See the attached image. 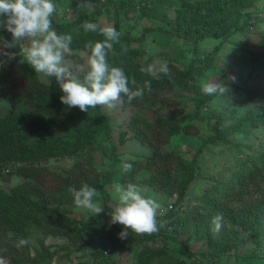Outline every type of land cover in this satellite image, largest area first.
<instances>
[{
	"label": "trees",
	"instance_id": "1",
	"mask_svg": "<svg viewBox=\"0 0 264 264\" xmlns=\"http://www.w3.org/2000/svg\"><path fill=\"white\" fill-rule=\"evenodd\" d=\"M261 1L178 0L179 7L171 22L173 30L156 26L157 31L149 28L137 37L122 31V18L137 8L141 18H158L154 0H83L73 6L75 14L71 20L53 25L58 33L72 35V52L88 55L86 43L104 37L85 32L82 24L93 22L103 27L101 17L113 16V27L120 37L109 55V63L123 67L129 79L138 84L151 83V91L146 90L142 97L129 101L121 94L122 108L135 112L120 130L118 145L127 143L130 136L146 148V157L123 158L114 142L105 149L98 148V141H111L112 129L110 117L103 114L100 106L89 108L90 122L89 115L87 119L79 117L74 107L69 108L60 101L62 93L54 77L50 78V84L41 81L31 67L21 66L19 48L5 49L7 54L0 55V102L4 103L0 115V180L17 178L19 183L8 189L0 187V258L7 260V264H52L61 259L60 252H64L67 260L76 252L83 259L77 264H113L112 255L117 250L134 249L135 264H191L194 255L185 244H178L180 255L170 249L169 243L177 242V236L190 232L206 246L205 253L212 258L225 255L237 246L238 230L249 232L251 237L253 250L247 261L264 257V111L218 114L208 105L221 94L202 92L207 78L216 73L224 45L236 34L247 36L252 27L262 22L256 15V6ZM149 31L175 35L179 47L187 43L188 49H179L175 59L159 56L168 68L166 74L160 70L151 72L147 65L152 58L142 61L144 50L133 46L144 43L145 33ZM0 36L11 40L7 31L0 30ZM207 40L218 43L200 53L199 43ZM235 48L239 54L248 53L241 46ZM248 55L257 64L264 65L263 54ZM226 85L227 94L240 97L233 84ZM169 91L177 93L169 97L166 94ZM246 94L249 99L262 96ZM187 96L192 113L183 115V99ZM195 121L206 124L212 134L192 157L187 159L175 149L168 150L167 144L174 137L200 134L201 127ZM254 131L262 133L257 147L232 144L228 139L230 135L250 137ZM230 144L237 160L229 175L204 177L206 187L197 201L185 204L192 182L202 174L197 159L206 145ZM82 154L83 162L74 164L66 175L50 170V162ZM122 161L131 163L132 169L125 171ZM101 163L107 169L98 173L95 165ZM84 184L99 193L96 199L104 212L75 219L54 208L55 205L75 208L72 189ZM128 184L150 194L164 195L171 201L172 208L166 205L165 212L157 215L156 232L129 231L128 237L121 239L118 233L122 226L110 225L112 187ZM216 216L222 217L219 231L214 229ZM38 231L42 237L40 250H35L30 260L29 238ZM49 236L65 238L76 247L46 246L44 239ZM21 240L26 243L21 244Z\"/></svg>",
	"mask_w": 264,
	"mask_h": 264
},
{
	"label": "rangeland",
	"instance_id": "2",
	"mask_svg": "<svg viewBox=\"0 0 264 264\" xmlns=\"http://www.w3.org/2000/svg\"><path fill=\"white\" fill-rule=\"evenodd\" d=\"M81 1L83 0H56L55 3L57 6V11L52 18L53 25L62 24L71 20V18L75 14L73 6ZM154 1L160 18H141L142 16H140V14L138 13L139 9L137 8L135 11L132 10L131 14L128 17L122 18V31L124 33H128L132 36L137 37L149 28H153L154 31H157V29H155L156 26L159 28H165V30L168 31L173 30L174 27L171 22L175 17L176 9L179 7L178 0ZM256 9L258 10L256 15H258V17L262 19V22L256 25V27H252L249 30L247 36L244 34H236L224 45L219 55L215 75L207 78V82L216 81L222 82L224 84H233V86L237 89L238 94L240 95V97H235V95H229L225 93L218 96V98H216L208 105V108L215 113L228 116L232 113L243 115L248 111H264V65L257 64V62H254L248 55V53H261L264 55V0H262L256 6ZM256 9L254 10L256 11ZM100 22L103 27H113V16L111 14L103 16L101 17ZM169 34L170 33L163 34V32L149 31L145 33L146 39L144 43L133 45L135 48L144 50L141 56L142 61L145 62L149 58H152V61L147 65L148 69L151 72L160 70L161 66L165 64L163 58L159 57L160 55L167 56L168 58L172 57L173 59H175L179 49H188L186 47L187 43H184L181 47H179L177 37L175 35ZM217 43L218 42L211 40L200 42L199 52H207L211 50ZM236 46H241V48L245 49L248 52L247 55H243L242 53L239 54V51H237L235 48ZM68 59L76 61L80 64L82 68L80 75H83V73L87 71L88 55H86L84 52H71L70 54H68ZM22 60L23 56L21 55V66L26 68L31 67L27 63L22 62ZM38 76L41 81L48 83V78L43 74H38ZM246 92H251L262 96L249 99V95H247ZM176 93L177 91L166 92L169 97H172ZM183 100V115L192 113L189 97L187 96ZM3 109L4 103L0 102V112ZM100 109L103 114L109 116L111 119V141H107L104 139L98 141L97 147L100 149H105L106 147H108L110 142H114L118 145V134L120 130L124 128V125L127 124L129 117L135 111L133 109H123L120 101L115 102L114 107L104 105L100 106ZM74 112H78L79 117H83L84 119H87L89 115L88 121H91L90 110H88V112H82L77 107H74ZM2 114L3 113L1 112L0 115ZM195 124H198L199 127H201V132L198 136L179 135L177 137H174L167 144L168 150L175 149L176 151L180 152L185 158L190 159L195 151L203 144L204 140L212 134L210 131H208V127L206 124L201 122L199 123L197 121H195ZM252 133L253 134L250 137H245L244 135H230L228 139L232 144H239L243 147L249 145H254L255 147H257L261 144L262 133L260 131H254ZM117 152L123 158H127L128 156L146 157L148 155L146 148L141 147L139 143L133 140L130 136L127 143H125L124 145H118ZM84 157V154H82L74 158L52 161L49 163V167L50 170L55 173L66 175V172L70 170L74 164L83 162ZM102 159L104 160V157ZM236 160L237 155L231 144L226 146L206 145L204 151L197 159V164H199L200 170L202 171L203 175L201 174L198 179H195V181L192 182L189 192L183 202L185 204L195 203L198 197L201 195L202 190L206 187L207 182H205L204 179L211 176L213 178L228 176L230 173L229 170H231ZM105 163L108 164V161L106 160ZM95 168L98 173L105 172L107 169V167L102 163L95 165ZM18 183L19 180L17 178H13L11 181H9L6 179V177H3L0 180V187L8 189ZM140 192L142 195L153 198L160 203L161 209L159 210L158 215L163 214L165 212V206H168L171 203V201L168 200L164 195L158 196L156 194H150L147 193V191L144 189L140 190ZM99 196L100 195L97 192L96 198H99ZM110 200L111 202L109 203V205L114 208L118 203V199L115 197L114 191H111L110 193ZM54 208L58 212L71 216L75 219H87L89 217H92L90 216V213L78 207L68 208L65 205H55ZM236 232L238 234V242L236 244L237 246L228 251L227 254L222 256H214L211 258V256H209V253H205L206 246L203 245L202 242L196 241L194 237L190 235V232L177 236V242H170L169 247L173 250V252L177 253V255H180L181 249L179 248L178 244H180V242L185 244L194 255V261L191 264H264V257L259 260L252 259L247 261V257L250 256L253 250L250 234L249 232L243 230H238ZM40 238L42 237L39 231L35 232L29 238L31 250L29 256L30 260H32L35 250H40ZM44 244L52 248H59L63 244H68L71 249L76 247L71 245L70 241L65 238H57L52 236L44 239ZM75 253L76 252L72 254L73 256L71 260H67L63 256L64 252H60L59 255L61 259L54 261L52 264H77L80 260L83 259L80 257L79 253ZM134 253V249L131 251L120 249L117 250L112 255L113 264H135ZM0 264H7V260L0 258ZM187 264H190V262H188Z\"/></svg>",
	"mask_w": 264,
	"mask_h": 264
},
{
	"label": "clouds",
	"instance_id": "3",
	"mask_svg": "<svg viewBox=\"0 0 264 264\" xmlns=\"http://www.w3.org/2000/svg\"><path fill=\"white\" fill-rule=\"evenodd\" d=\"M56 11L55 0H0V30L11 35V40L0 36V55L7 54L5 49L19 48L22 62L31 66L36 74L47 77L48 84L50 78H55L62 93L60 101L82 112L97 106L114 107L121 94L131 101L142 97L146 90L151 91L149 81L138 84L129 79L123 67L109 63V55L120 33L114 27H101L93 22L83 23L84 31L99 33L104 39L86 43L87 71L80 75V64L68 59V54L72 52V35L58 33L53 27L52 18ZM160 71L166 74L167 66L162 65ZM228 91L229 88L222 82L208 81L202 85V92L206 95ZM122 167L128 171L133 165L122 161ZM113 191L118 203L108 212L109 223L122 226L118 233L121 239L127 238L129 231L152 233L158 230L157 215L161 205L157 200L142 195L134 184L114 185ZM72 193L74 205L90 213V216L104 212V207L96 199L94 187L84 184L79 189H72ZM221 221V216L214 218L216 231L220 230ZM20 243L26 241L21 240Z\"/></svg>",
	"mask_w": 264,
	"mask_h": 264
},
{
	"label": "built area",
	"instance_id": "4",
	"mask_svg": "<svg viewBox=\"0 0 264 264\" xmlns=\"http://www.w3.org/2000/svg\"><path fill=\"white\" fill-rule=\"evenodd\" d=\"M168 208H169V209L172 208L171 205H169Z\"/></svg>",
	"mask_w": 264,
	"mask_h": 264
}]
</instances>
